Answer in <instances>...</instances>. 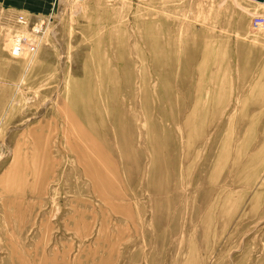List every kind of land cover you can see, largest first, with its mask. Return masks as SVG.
Here are the masks:
<instances>
[{"label":"rangeland","instance_id":"374dc122","mask_svg":"<svg viewBox=\"0 0 264 264\" xmlns=\"http://www.w3.org/2000/svg\"><path fill=\"white\" fill-rule=\"evenodd\" d=\"M258 16L0 0V264H264Z\"/></svg>","mask_w":264,"mask_h":264},{"label":"built area","instance_id":"2783aa9c","mask_svg":"<svg viewBox=\"0 0 264 264\" xmlns=\"http://www.w3.org/2000/svg\"><path fill=\"white\" fill-rule=\"evenodd\" d=\"M18 21L20 23H24V24L26 23V19L23 16H21ZM253 26H254L255 29H258L261 26H264V16H258V17H256L255 20H254V22H253ZM34 30H35V33L36 34H39L40 31H41V28H40V26L36 25L34 27ZM19 38H20V40H22V42H27V40H25L21 36H16L15 37V39H14L15 41H14V43L12 45L11 53L14 54V55H16V56L22 55L26 51V49L23 50L24 49V46H22L20 44ZM35 43H36V41H35ZM35 43L34 44H31V45L27 44L26 47H28V48L30 47L29 50L30 51H33L36 48V44Z\"/></svg>","mask_w":264,"mask_h":264},{"label":"water","instance_id":"95a60500","mask_svg":"<svg viewBox=\"0 0 264 264\" xmlns=\"http://www.w3.org/2000/svg\"><path fill=\"white\" fill-rule=\"evenodd\" d=\"M254 2H260V3H264V0H252Z\"/></svg>","mask_w":264,"mask_h":264}]
</instances>
